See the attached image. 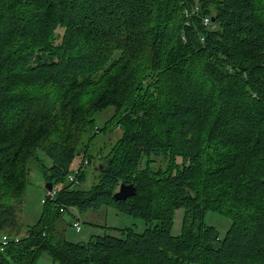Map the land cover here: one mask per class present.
<instances>
[{
    "label": "trees",
    "instance_id": "obj_1",
    "mask_svg": "<svg viewBox=\"0 0 264 264\" xmlns=\"http://www.w3.org/2000/svg\"><path fill=\"white\" fill-rule=\"evenodd\" d=\"M114 128L96 181L72 188L73 161ZM32 161L57 192L24 227ZM121 183L135 194L115 200ZM108 206L144 230L57 231L69 208ZM0 234L19 236L0 264H264V0H0Z\"/></svg>",
    "mask_w": 264,
    "mask_h": 264
},
{
    "label": "rangeland",
    "instance_id": "obj_2",
    "mask_svg": "<svg viewBox=\"0 0 264 264\" xmlns=\"http://www.w3.org/2000/svg\"><path fill=\"white\" fill-rule=\"evenodd\" d=\"M57 33L62 34V30H58ZM113 114V109L110 107L95 115V126L101 127L107 119ZM227 130L230 126L226 127ZM120 129L114 128L113 131L103 133L99 132L95 136V140L90 144L88 155L91 158V163L84 165L82 155L73 161L72 168L76 169L81 167L82 177L77 181L72 182L71 187L74 189H88L95 180V172L101 167L102 163H99V158L106 154V150L110 149L113 141L118 137ZM86 139H84L85 142ZM102 151L99 153V150ZM40 158L44 157L41 153ZM86 159V158H85ZM102 159V158H101ZM49 163V160H46ZM66 183H70L68 179ZM45 181L42 173L37 169L36 163L31 162L30 176L27 180L24 194L21 201L16 204L17 208V221L24 227L34 226L41 214L42 202L45 199L47 192L45 191ZM184 209L179 208L174 211L171 235L178 236L182 232ZM204 223L213 226L219 232L220 237H223L226 230L230 226V220L217 214L215 212H207L203 218ZM78 221L80 224V230L76 231L73 227V223ZM130 228L134 232L140 233L144 230L145 224L143 220L126 215L117 211L113 207H103L99 210H87L78 213L76 209H67L61 217V221L57 231L66 241L71 243L86 242L92 236L122 235L123 229ZM2 234H0L1 236ZM23 235V231L19 234ZM19 237V236H18ZM36 264H57L54 263L47 254H42L37 260Z\"/></svg>",
    "mask_w": 264,
    "mask_h": 264
},
{
    "label": "built area",
    "instance_id": "obj_3",
    "mask_svg": "<svg viewBox=\"0 0 264 264\" xmlns=\"http://www.w3.org/2000/svg\"><path fill=\"white\" fill-rule=\"evenodd\" d=\"M194 11H197V7H195ZM186 16H187V13H186ZM203 24L208 27L209 29H215V25L212 24V22L208 19V18H203ZM87 162L84 161V165H86ZM78 171H79V168H76V169H73L71 171V173L68 175L67 179L69 182H74L76 181L75 179V176L78 174ZM57 192V189L55 187H53L51 189V191H49V197L53 198L55 196ZM73 227L76 229V231H79L80 230V224L78 221L74 222L73 223ZM11 241H14V242H17L18 241V237L15 236V237H10V236H7L5 234H2L0 236V251H3L5 249V247L11 242Z\"/></svg>",
    "mask_w": 264,
    "mask_h": 264
},
{
    "label": "water",
    "instance_id": "obj_4",
    "mask_svg": "<svg viewBox=\"0 0 264 264\" xmlns=\"http://www.w3.org/2000/svg\"><path fill=\"white\" fill-rule=\"evenodd\" d=\"M44 187L47 191H51L52 189L51 183H46ZM134 194H135V187L133 184L121 183L118 189L113 194V199L125 200L129 197H132Z\"/></svg>",
    "mask_w": 264,
    "mask_h": 264
}]
</instances>
